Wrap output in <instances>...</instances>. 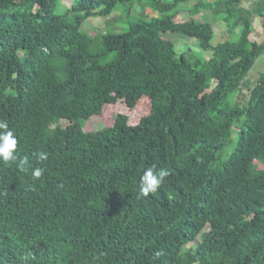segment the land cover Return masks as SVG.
Here are the masks:
<instances>
[{
	"label": "trees",
	"instance_id": "trees-1",
	"mask_svg": "<svg viewBox=\"0 0 264 264\" xmlns=\"http://www.w3.org/2000/svg\"><path fill=\"white\" fill-rule=\"evenodd\" d=\"M186 1L0 0V120L17 138L0 161V264H264V73L239 101L264 0ZM201 10L233 39L213 45ZM115 12L119 33L83 30ZM120 102L137 123L83 130ZM149 167L170 174L143 197Z\"/></svg>",
	"mask_w": 264,
	"mask_h": 264
},
{
	"label": "rangeland",
	"instance_id": "rangeland-1",
	"mask_svg": "<svg viewBox=\"0 0 264 264\" xmlns=\"http://www.w3.org/2000/svg\"><path fill=\"white\" fill-rule=\"evenodd\" d=\"M16 1H23V0H16ZM173 0H165V2L170 3ZM212 0H187L186 1V8L187 6H192L194 4H198L201 2H211ZM71 3L69 2H63L61 9L65 10L70 8ZM243 6L248 8L250 5L249 3L244 0ZM142 11H145L146 14H148L152 18H156L157 16L155 14H151L148 10H144L140 7H135L133 9V12L135 14H140ZM189 15V14H188ZM188 15H185V17L182 18V20L188 19ZM191 15L194 17V19L199 23L209 22L213 25V29L215 32V38L212 42L213 45H217L218 43H224L226 41H229L233 39L228 33L225 25L221 22H216L214 18L212 17L211 13L206 10L201 11H194L191 12ZM126 18L122 16L119 12L113 13V15L109 19H89L87 20L83 25V30L88 33L89 36L95 37L98 34H105L107 31H112L119 33L121 29L124 27V25H120V22H125ZM253 33L251 35V41L255 43H260L264 38V29L262 25V21L260 19H256L253 25ZM165 40H168L172 42L179 55L187 53L188 50H191L193 52L192 55L195 56H205L206 54H202L201 51L198 48L197 42L190 40L188 38H185L181 35L177 34H168L164 36ZM209 56L206 55V58ZM264 73V56L261 57L255 64L253 71L250 73L249 77L247 78L244 86H243V92L241 96L239 97V101L241 105L247 104V101L249 99V93L253 88L256 86L259 77ZM117 115H127L129 117L130 123L135 124L138 122V120L143 116V111H137V112H129L125 108L123 102H120L117 106L114 108H110L107 110L106 114L102 116L101 118H93L89 121H83L82 126L83 130L86 133H96L99 132L105 128H110L111 125L114 122V119ZM62 126L65 125L63 122L61 124ZM52 129H55V126L52 127ZM235 131V130H234ZM50 138H59L60 134H48ZM234 136H236V133L234 132ZM228 153L224 156H226ZM259 171H264L263 165L257 166ZM189 248V247H188Z\"/></svg>",
	"mask_w": 264,
	"mask_h": 264
},
{
	"label": "clouds",
	"instance_id": "clouds-1",
	"mask_svg": "<svg viewBox=\"0 0 264 264\" xmlns=\"http://www.w3.org/2000/svg\"><path fill=\"white\" fill-rule=\"evenodd\" d=\"M16 149L17 138L14 132L10 130L7 121L0 120V161L8 163L15 160ZM47 159L48 156L46 153L41 152L39 154L40 161H45ZM24 163H26V161L21 162V167ZM169 174V171L165 168H160L155 171L153 167L147 168L140 177V194L143 197H147L149 194L156 193ZM41 175L42 169L40 168H36L32 172V178L34 180L39 179ZM156 255L159 256L161 253L157 252Z\"/></svg>",
	"mask_w": 264,
	"mask_h": 264
}]
</instances>
